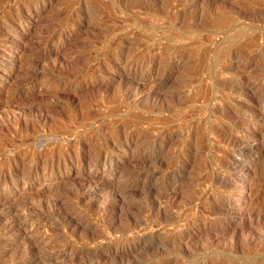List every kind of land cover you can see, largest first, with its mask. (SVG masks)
<instances>
[{
    "label": "rangeland",
    "instance_id": "1",
    "mask_svg": "<svg viewBox=\"0 0 264 264\" xmlns=\"http://www.w3.org/2000/svg\"><path fill=\"white\" fill-rule=\"evenodd\" d=\"M0 264H264V0H0Z\"/></svg>",
    "mask_w": 264,
    "mask_h": 264
},
{
    "label": "bare ground",
    "instance_id": "2",
    "mask_svg": "<svg viewBox=\"0 0 264 264\" xmlns=\"http://www.w3.org/2000/svg\"><path fill=\"white\" fill-rule=\"evenodd\" d=\"M35 122V121H34ZM32 123H30V125H31ZM34 124V123H33ZM37 124V123H36ZM38 124H40V123H38ZM28 125V124H27ZM39 126V125H38ZM37 127V126H36ZM26 129V128H25ZM37 129V128H36ZM34 130V129H33ZM35 131V130H34ZM33 131V132H34ZM36 132V131H35ZM158 200V199H157ZM158 206V205H157ZM165 215V214H164ZM169 215V214H168ZM237 232V231H236ZM160 237V236H159Z\"/></svg>",
    "mask_w": 264,
    "mask_h": 264
}]
</instances>
